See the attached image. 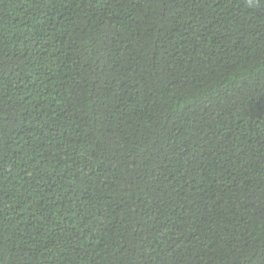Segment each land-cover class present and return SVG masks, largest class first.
<instances>
[{
	"label": "trees",
	"instance_id": "1",
	"mask_svg": "<svg viewBox=\"0 0 264 264\" xmlns=\"http://www.w3.org/2000/svg\"><path fill=\"white\" fill-rule=\"evenodd\" d=\"M0 264H264V0H0Z\"/></svg>",
	"mask_w": 264,
	"mask_h": 264
}]
</instances>
